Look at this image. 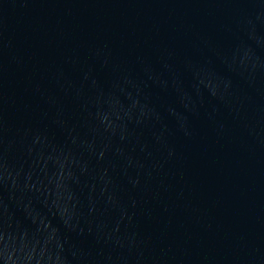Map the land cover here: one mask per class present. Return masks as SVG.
<instances>
[{
  "label": "water",
  "instance_id": "1",
  "mask_svg": "<svg viewBox=\"0 0 264 264\" xmlns=\"http://www.w3.org/2000/svg\"><path fill=\"white\" fill-rule=\"evenodd\" d=\"M0 264H264V0H0Z\"/></svg>",
  "mask_w": 264,
  "mask_h": 264
}]
</instances>
